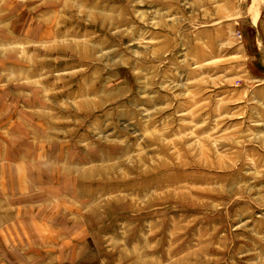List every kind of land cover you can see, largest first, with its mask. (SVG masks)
I'll return each mask as SVG.
<instances>
[{
    "label": "rangeland",
    "instance_id": "obj_1",
    "mask_svg": "<svg viewBox=\"0 0 264 264\" xmlns=\"http://www.w3.org/2000/svg\"><path fill=\"white\" fill-rule=\"evenodd\" d=\"M1 9L0 264H264V0Z\"/></svg>",
    "mask_w": 264,
    "mask_h": 264
},
{
    "label": "crops",
    "instance_id": "obj_2",
    "mask_svg": "<svg viewBox=\"0 0 264 264\" xmlns=\"http://www.w3.org/2000/svg\"><path fill=\"white\" fill-rule=\"evenodd\" d=\"M1 13H2V9L0 10V28L2 27L1 26L2 25V22H1V20H2V14ZM1 41H2V38H1V31H0V42ZM0 45H1V43H0ZM2 79L3 78L0 76V81ZM4 97H5L4 94L1 93V91H0V115H2V114H8L9 112L14 111L15 108L17 107V104H9V102L12 101L11 98H4ZM0 118H2V116H0ZM8 123H9V119H6V122L4 123L5 125L4 124H1L0 125V138H2L4 135L9 136L10 134H12L9 131ZM4 128L7 130L6 132H3V129Z\"/></svg>",
    "mask_w": 264,
    "mask_h": 264
}]
</instances>
